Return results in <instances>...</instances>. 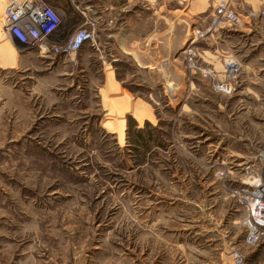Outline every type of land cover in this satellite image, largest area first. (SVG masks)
<instances>
[{
	"label": "rangeland",
	"instance_id": "1",
	"mask_svg": "<svg viewBox=\"0 0 264 264\" xmlns=\"http://www.w3.org/2000/svg\"><path fill=\"white\" fill-rule=\"evenodd\" d=\"M49 1L65 45L71 4ZM218 1L139 0L122 37L124 18L86 3L94 40L51 57L3 31L0 1V264H229L234 246L264 264L232 196L243 163L264 167V78L235 96L243 71L264 72V0H228L238 26L214 25ZM190 46L201 69L237 60L236 91L191 69ZM129 118L154 128L149 151L129 139Z\"/></svg>",
	"mask_w": 264,
	"mask_h": 264
},
{
	"label": "built area",
	"instance_id": "2",
	"mask_svg": "<svg viewBox=\"0 0 264 264\" xmlns=\"http://www.w3.org/2000/svg\"><path fill=\"white\" fill-rule=\"evenodd\" d=\"M3 2L2 29L19 45L38 49L44 57L57 56L61 53L72 55L80 51L89 39L94 40V32L99 24V16L90 5L81 7L76 0H65L73 5L83 19V27L69 35L66 44L54 40L60 34L62 25L61 10L49 0H0ZM241 17L233 11L228 0H219L214 19L215 26L229 23L241 25ZM210 31V29L208 30ZM206 31V33L208 32ZM205 34V33H204ZM198 36V35H197ZM197 36L192 40L196 43ZM197 52L190 46L187 50L188 65L191 69H200V75L212 82L215 91L231 94L237 89V80L241 71L240 63L227 59L224 71L215 68L197 66ZM245 178L232 189V196L242 205L245 214L244 244L256 247L264 243V167L256 169L254 164L245 166ZM229 264H248L241 247L234 246L230 252Z\"/></svg>",
	"mask_w": 264,
	"mask_h": 264
},
{
	"label": "crops",
	"instance_id": "3",
	"mask_svg": "<svg viewBox=\"0 0 264 264\" xmlns=\"http://www.w3.org/2000/svg\"><path fill=\"white\" fill-rule=\"evenodd\" d=\"M62 1H65V0H62ZM66 2H68V1H66ZM138 2H139V0H117V1H115V0H112V1H110V0H108V1L107 0L98 1L97 0V2L90 3L87 0H83V1H81L80 6L84 7L85 6L84 4H86V3L92 4V5L95 6L97 12L99 14H101V15H104V16H113V15L117 16L118 15L120 19L124 18L123 21L121 23H119V26L117 28V31L120 34V37H122L121 33H122V31H126L125 27H127V25H129V24L132 26L134 19H137L138 17L140 18V15L142 13L141 10H139V12L136 11V14L131 17L132 14L124 13L123 11L125 9H127L128 7H132L133 6L132 4H134V5L138 4ZM142 2H144V1H142ZM54 5H56L62 12V8L60 7L59 4H54ZM71 7L72 8H69V10H71V11H69L70 15H71V17H73V16H75V17L73 18L74 20L71 21L72 24L70 26H72V27H73V25H74V27L76 26L74 31H77V30H79V29H81L83 27H86V26L83 25V19L80 16V14L78 13V11L73 7L72 4H71ZM148 10L149 9L144 8V12H147ZM76 16H78L80 18V22L79 21L77 22ZM134 43H135V40L131 38L130 39V45L133 46ZM129 53L130 54H134V50L132 49V47H130ZM146 57H147V59L149 58L148 56H146ZM149 64L153 65V66L155 65V64H151V63H149ZM262 74H264V72L252 71V70L243 71L242 76H241V79H242L241 82L244 85V87L241 90H239L237 93H235V96L244 93V91H246V90H251L252 88L250 86H248V85H250L251 83H255L251 79H254L255 77H258V79H262V78H264V75H262ZM262 82H264V80ZM259 93H260V91H259ZM261 99H264V98H261ZM262 103L264 104V102H262ZM238 106H241L238 109L241 112L232 114L233 115L232 118L235 121H238L241 117L245 116V113H243L244 111H242V110L248 109V107H247V105L245 103H240ZM262 135H263L262 140L264 141V133H262ZM238 140H242V141L246 140L247 141V140H249V138L248 137H244L243 132H242V133H240L238 135ZM244 214H245V211H244Z\"/></svg>",
	"mask_w": 264,
	"mask_h": 264
},
{
	"label": "trees",
	"instance_id": "4",
	"mask_svg": "<svg viewBox=\"0 0 264 264\" xmlns=\"http://www.w3.org/2000/svg\"><path fill=\"white\" fill-rule=\"evenodd\" d=\"M146 127L145 128H141L139 127V124L137 123L136 120H134L133 118H129V122H128V128H127V133H128V137L129 139H131L133 142L136 143L139 142L145 149L146 151H149V146H148V142L150 140V135L149 133L147 134L146 132H152L154 130H152V125L149 123H146ZM149 129V130H148ZM153 138V136L151 137ZM145 157H142L141 160H144Z\"/></svg>",
	"mask_w": 264,
	"mask_h": 264
},
{
	"label": "bare ground",
	"instance_id": "5",
	"mask_svg": "<svg viewBox=\"0 0 264 264\" xmlns=\"http://www.w3.org/2000/svg\"><path fill=\"white\" fill-rule=\"evenodd\" d=\"M243 164H248V162H247V163H243ZM243 164H242V165H243Z\"/></svg>",
	"mask_w": 264,
	"mask_h": 264
}]
</instances>
